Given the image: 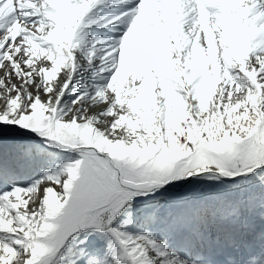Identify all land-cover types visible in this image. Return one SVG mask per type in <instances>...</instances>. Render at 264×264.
I'll use <instances>...</instances> for the list:
<instances>
[{"label":"snow or ice","instance_id":"6c2138e0","mask_svg":"<svg viewBox=\"0 0 264 264\" xmlns=\"http://www.w3.org/2000/svg\"><path fill=\"white\" fill-rule=\"evenodd\" d=\"M0 264H264V0H0Z\"/></svg>","mask_w":264,"mask_h":264},{"label":"rangeland","instance_id":"374dc122","mask_svg":"<svg viewBox=\"0 0 264 264\" xmlns=\"http://www.w3.org/2000/svg\"><path fill=\"white\" fill-rule=\"evenodd\" d=\"M93 111H96V109H93Z\"/></svg>","mask_w":264,"mask_h":264}]
</instances>
